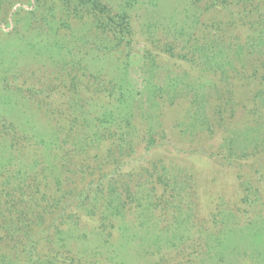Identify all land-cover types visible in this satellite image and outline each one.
<instances>
[{
    "label": "rangeland",
    "instance_id": "1",
    "mask_svg": "<svg viewBox=\"0 0 264 264\" xmlns=\"http://www.w3.org/2000/svg\"><path fill=\"white\" fill-rule=\"evenodd\" d=\"M98 1L126 14L123 41L63 0H0V207L18 185L32 222L0 227V264H264V0ZM214 50L222 69L205 65ZM109 143L131 200L107 218L92 198L89 217L72 197L109 171L92 161ZM171 188L175 239L155 204Z\"/></svg>",
    "mask_w": 264,
    "mask_h": 264
},
{
    "label": "trees",
    "instance_id": "2",
    "mask_svg": "<svg viewBox=\"0 0 264 264\" xmlns=\"http://www.w3.org/2000/svg\"><path fill=\"white\" fill-rule=\"evenodd\" d=\"M63 3L67 6V8H68L67 11L69 12V14L73 13V17L78 16L79 13L86 11V14H88L89 16H92L95 19V21L98 23L99 27H102L103 29H105V31L108 34H110L111 37H114L115 39H119L121 41L124 40V33H125L126 28H127L125 25L126 20H127L125 17L126 14H122L121 16L119 15L120 17H118V19H114V17L110 14L107 7L103 4H101L98 0H63ZM254 40L256 43L260 39L256 38V39H251L249 41H246L248 44H246L244 46L235 47V49L233 50L232 53L236 56V58L241 57L242 55H246V56L250 55V52L252 54V51L249 52V49L251 47H253L252 42H254ZM262 42L263 41H259L258 43L262 44ZM210 53H212L210 56H208L206 53H204L205 54L204 58L208 59V60H206L207 64H205V65H212V66H214L215 69H218L219 67H221V69H222V67H224V65H222L220 63L215 65V64H213L214 62L212 61L213 58L217 57L216 55H218V53L215 50H214V52H210ZM220 54H222V53L220 52ZM189 67L191 69H194L196 66L194 65V63H192L189 65ZM191 88H194V87H191ZM113 92L117 95V92H115V91H113ZM119 92H120V97L127 98L126 93H123L122 91H119V89H118V93ZM162 92H164L162 88L161 89L158 88V89H156V91L151 90L150 91V95L152 97L151 100H153L155 93L161 94ZM113 95H114L113 93L110 94L111 97ZM121 100L122 99L119 97L116 98L117 102H121ZM108 119L109 118H107V120ZM109 123L111 124V122H109ZM110 124L108 125V127L110 126ZM99 129H103V131L106 130V128H99ZM104 137H105V133H103V132L102 133H99V132L94 133L92 135V137L89 138L88 144L92 148L93 147L92 143L93 144L95 143L94 145L99 144L101 141H104L103 140ZM114 145H115L114 143H109L107 145V149L105 151L106 153L104 156L95 155L92 157V161L96 160V159L99 160L100 158L103 159V162L101 165H107V167H109V171L107 170L105 173H100L98 175V178L95 181L96 183L94 184L93 188L91 187V185L83 187L78 192H76L72 197L73 198L72 201L73 202L75 201L74 206L80 210L85 208L88 211L89 217H94L93 215L95 214L94 211H90V209H89V204L92 200H94V198L101 197L102 198L101 200L106 201V204H103L102 206L104 207L105 212L108 214V215H105L107 218L108 217L114 218L118 214V213H116L117 211H115V210L119 206V204L120 203L122 204L124 202L125 205H129L126 203V201L128 199L131 200L129 189L127 187L126 182L124 181L125 177L122 179V177H123L121 175L122 171L119 169L122 165L121 162L120 161L117 162V160H115L114 162L110 161V159H112L113 158L112 156L114 155V152L112 151L114 148ZM117 146L120 147L119 145H116V147ZM118 150L120 152L119 148H118ZM108 161H110V162H108ZM97 166H100V165H97ZM99 170H100V167H99ZM90 174L93 176V173H90ZM160 181H161V178L157 179L156 184L163 185L164 183L160 182ZM17 187H18V185H16L13 188V190H11V192H12L11 195L4 196L5 201L2 202V206L0 207V211H1L2 207L4 206L3 211H5V213H6V215L5 214L2 215L3 220H2V226H0V227L2 230H5V232H6L5 236H7V237L12 236V234H13L12 231H15L17 228L15 226L21 227L20 229H21V231H23V235L25 233L28 234V232L31 230V223L32 222L29 219V214L24 213L25 211H23V210L21 211L20 209H18V207H16L17 205H19V206L21 205L20 207H22V201H21V203H19V201L17 202V198H20L23 194L22 193L20 195H15L16 191H18ZM155 188H156V186H154V188L152 189L153 192L155 191ZM170 190H171L170 191L171 193L166 194L165 192H163L161 197L156 198L155 204L159 207L160 211L163 212L165 217L167 215H170L171 222H173L172 233L174 235L172 236V238L175 239V238L181 237V236H177V234L179 232L182 233V229L184 226L182 223L186 222L183 219H181V217H180V213L182 210V204H185V203L178 198V196H180L181 193L183 192L182 190H179L177 192L175 191L174 188H171ZM123 194H126V196H125L126 201L122 198ZM52 195H53L52 197H54L55 199L51 203H54V201H56V202L58 201L59 203H61L62 201H66V199L63 197L64 196L63 193H61V192H60V194H57V192H53ZM65 196H66V194H65ZM45 197H46V195H44V194L41 195L40 200H46ZM168 197H169V199L167 200ZM121 200H122V202H121ZM117 203H118V205H117ZM161 204H162L163 208H160L159 205H161ZM64 206H65V204H64ZM64 206L61 209L62 213L66 212V208ZM191 206H192V204H191ZM192 210H193V207H191L190 211H192ZM8 213L11 214L10 217L7 216ZM46 213L48 215L51 214V212H46ZM21 215H22V217H21ZM73 216L74 215H72V214L62 216V214H61V217H59L57 220L56 219L51 220L49 225H47V227H48V229H49V227L59 228L60 226H63V224H65L66 220L70 219ZM99 216H100V214H99ZM38 220H43V219H42V217L41 218L39 217ZM101 222H100L99 226H103L102 225L103 222L102 223ZM48 229L46 228V230L45 229L44 230L47 231ZM32 231H33V229H32ZM45 231H43L42 233H44ZM35 242L36 241L29 240L28 241L29 244L26 243V245H29V247H31ZM169 242H171V241L169 240ZM28 255H30V254L28 253ZM27 262L29 264H32V261H30L29 258H28Z\"/></svg>",
    "mask_w": 264,
    "mask_h": 264
}]
</instances>
